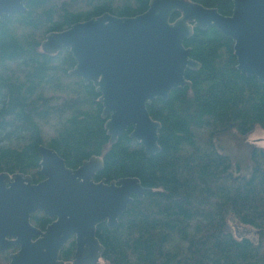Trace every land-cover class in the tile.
Returning <instances> with one entry per match:
<instances>
[{
    "label": "trees",
    "instance_id": "trees-1",
    "mask_svg": "<svg viewBox=\"0 0 264 264\" xmlns=\"http://www.w3.org/2000/svg\"><path fill=\"white\" fill-rule=\"evenodd\" d=\"M231 15L233 0H191ZM151 0H25L27 10L0 22V173L43 180L40 146L53 148L70 168L94 156L104 168L96 181L138 178L150 189L129 205L116 229L97 228L107 264H264V149H249V168L217 147L231 132L264 130V84L238 70L234 41L218 29L195 28L185 46L201 64L187 70L191 86L148 107L161 124V152L147 156L131 129L109 143L96 87L71 74L69 49L44 52L52 32L105 13L135 17ZM176 14L172 21L178 18ZM243 171V172H242ZM257 231L240 237L229 219ZM31 222L45 229L43 212ZM75 239L61 252L73 262ZM2 257L0 259H8Z\"/></svg>",
    "mask_w": 264,
    "mask_h": 264
},
{
    "label": "water",
    "instance_id": "water-1",
    "mask_svg": "<svg viewBox=\"0 0 264 264\" xmlns=\"http://www.w3.org/2000/svg\"><path fill=\"white\" fill-rule=\"evenodd\" d=\"M26 10L25 0H0V22ZM195 28H216L230 37L238 70L264 84V0H233L229 16L191 0H151L147 11L135 17L105 13L52 32L42 48L48 54L70 50L77 62L70 73L92 83L100 95L111 145L131 129L130 137L151 156L161 152V124L148 107L191 86L186 71L201 64L184 43ZM40 153V182L24 173H0L2 256L16 249L9 254L10 264H66L61 252L74 238L72 263L100 264L105 247L98 226L116 229L135 197L143 200L151 190L135 177L97 182L104 168L99 156L74 169L53 148L41 145ZM37 212L52 220L45 229L31 222Z\"/></svg>",
    "mask_w": 264,
    "mask_h": 264
},
{
    "label": "rangeland",
    "instance_id": "rangeland-1",
    "mask_svg": "<svg viewBox=\"0 0 264 264\" xmlns=\"http://www.w3.org/2000/svg\"><path fill=\"white\" fill-rule=\"evenodd\" d=\"M258 147L264 149V130L257 128L247 137H240L237 133L231 132L226 135L221 136L217 139V147L223 153L230 154L235 162L243 163V171L246 172L249 168L248 158H249V149L251 147ZM242 171V172H243ZM229 223L236 233L242 236H249L252 238L257 237V231L250 228L239 225L238 222L230 217ZM11 253L15 250L10 251ZM0 264H10V258L4 260L0 259ZM67 264H73L72 261ZM100 264H107L104 260H101Z\"/></svg>",
    "mask_w": 264,
    "mask_h": 264
},
{
    "label": "flooded vegetation",
    "instance_id": "flooded-vegetation-1",
    "mask_svg": "<svg viewBox=\"0 0 264 264\" xmlns=\"http://www.w3.org/2000/svg\"><path fill=\"white\" fill-rule=\"evenodd\" d=\"M12 250H15V249H9V250H8V253H7V256H9V254H11V252H10V251H12ZM7 256H2V257H4V258H5V257H7Z\"/></svg>",
    "mask_w": 264,
    "mask_h": 264
}]
</instances>
